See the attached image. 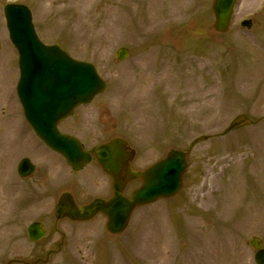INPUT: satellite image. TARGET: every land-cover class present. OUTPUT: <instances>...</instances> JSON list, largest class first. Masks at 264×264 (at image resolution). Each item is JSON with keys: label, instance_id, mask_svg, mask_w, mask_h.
I'll return each mask as SVG.
<instances>
[{"label": "rangeland", "instance_id": "obj_1", "mask_svg": "<svg viewBox=\"0 0 264 264\" xmlns=\"http://www.w3.org/2000/svg\"><path fill=\"white\" fill-rule=\"evenodd\" d=\"M212 1L0 0V32L6 26L5 5L26 4L45 42L58 43L75 58L92 62L108 82L107 91L94 104L75 110L77 114L60 125L62 132L78 124L77 116L84 122H79L80 131L72 128L71 132L88 150L94 151L111 137H125L138 152L135 168L153 164L170 148L193 146L181 193L172 200L138 208L129 230L118 240L103 231L101 221L105 225L106 219L101 214L85 222H56L52 197L79 189L84 190L85 201L95 194L106 197L109 186L97 189L94 181L97 175L100 181L107 176L94 163L73 171L62 156L40 146L37 163L45 162L50 175L35 180L38 192L17 196L12 186L25 188L28 184L21 181L26 180L17 173L9 175L7 169L0 173L5 200L0 203H4L0 208V264L12 259L20 260L19 264L39 259L46 262L39 264H136L135 258L138 264H255L249 241L264 236V0H238L226 34L213 29ZM144 15L150 21L139 24ZM249 18L252 27H242V21ZM171 29L185 30L170 39L184 49L173 59L169 56L174 50L160 48L169 43ZM122 46L131 49L127 62L115 59ZM154 48L162 53L157 61L166 67V75L184 77L163 76L165 88L177 90H157L154 84L148 91L157 74L135 77V72L145 68L140 60ZM168 62L176 64L175 68L169 69ZM33 141L22 111L0 112V142L11 148L10 158L23 142L32 145ZM223 177L225 181L218 182ZM216 188H221L217 194ZM206 209L213 210L212 226L199 216ZM259 219L263 221L260 225ZM35 220L43 221L49 230L38 243L27 237V227ZM89 227L96 233L85 257L71 256V245L58 257L57 252L71 240L70 231L76 233L75 250L87 244L92 229L86 234L83 228ZM146 238L147 257L141 246ZM175 246H180L178 257L166 259ZM129 249L135 258L129 257ZM148 254L159 258L158 263Z\"/></svg>", "mask_w": 264, "mask_h": 264}, {"label": "water", "instance_id": "obj_2", "mask_svg": "<svg viewBox=\"0 0 264 264\" xmlns=\"http://www.w3.org/2000/svg\"><path fill=\"white\" fill-rule=\"evenodd\" d=\"M232 5L233 0L215 1L217 30L225 31L228 28ZM5 11L13 41L26 53L23 67L29 69L27 81L32 84L43 83L50 87L48 93L25 94L27 118L52 148L61 152L75 168H78L82 162L88 161L90 156L83 151L77 140L60 134L56 124L68 115L74 106L88 102L103 88V84L91 65L79 64L60 54L57 49H47L39 44L33 34L30 11L26 7L8 5ZM42 54L47 55L49 59ZM47 101L50 103L47 104ZM124 149L125 143L115 140L97 151L98 160L105 170L113 175L116 192V198L112 202L108 204L101 202L97 207L98 209L102 207L103 211L109 214L115 230L123 228L126 216L134 204L174 192L181 183V174L187 166L186 153L173 151L167 160L154 166L149 173L137 174L129 170L131 153L125 152ZM139 176L145 179V185L134 195L133 202L129 204L123 199L122 190L126 181ZM62 203L59 206V217L68 214H64ZM70 215L76 218L75 210H71ZM42 235L43 233L35 225L30 228L32 238L36 239Z\"/></svg>", "mask_w": 264, "mask_h": 264}, {"label": "flooded vegetation", "instance_id": "obj_3", "mask_svg": "<svg viewBox=\"0 0 264 264\" xmlns=\"http://www.w3.org/2000/svg\"><path fill=\"white\" fill-rule=\"evenodd\" d=\"M0 67H1V65H0ZM13 93H11V92H6L5 93V95H4V101H5V103L7 104V108L8 109H10V110H12V109H18V110H21V108L18 106V107H13V108H11V106L9 105L10 103H12V101H13V95H12ZM17 98V97H16ZM17 100H18V98H17ZM1 109H4V107H0ZM34 142H35V140L33 141V144H32V146H33V149L30 151L27 147V149H26V151H25V153H26V155H25V157H23V158H28V155H29V153L30 152H33V150H34Z\"/></svg>", "mask_w": 264, "mask_h": 264}]
</instances>
